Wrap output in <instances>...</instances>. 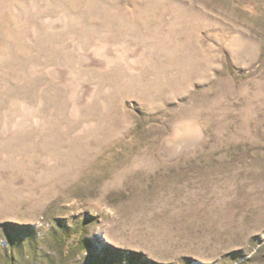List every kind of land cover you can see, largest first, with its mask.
<instances>
[{"label":"rangeland","instance_id":"374dc122","mask_svg":"<svg viewBox=\"0 0 264 264\" xmlns=\"http://www.w3.org/2000/svg\"><path fill=\"white\" fill-rule=\"evenodd\" d=\"M0 264H264V0H0Z\"/></svg>","mask_w":264,"mask_h":264}]
</instances>
